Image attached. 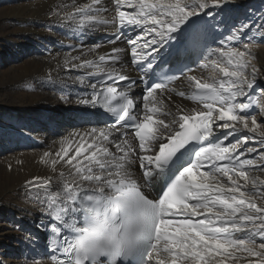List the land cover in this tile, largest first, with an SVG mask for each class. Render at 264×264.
I'll list each match as a JSON object with an SVG mask.
<instances>
[{"label": "snow or ice", "instance_id": "snow-or-ice-1", "mask_svg": "<svg viewBox=\"0 0 264 264\" xmlns=\"http://www.w3.org/2000/svg\"><path fill=\"white\" fill-rule=\"evenodd\" d=\"M227 3L85 0L53 9L81 38L103 27L114 47L68 53L54 69L81 86L77 103L109 115L97 121L104 127L74 131L54 155L42 154L55 181L26 182L29 193L43 190L35 193L47 213L38 225L48 234L43 264H264V87L252 51L257 36L264 43V14L233 26L215 48L214 27L193 20ZM158 57L160 68L174 62L191 95L170 88L175 75L143 79ZM190 63L208 75L190 74ZM138 79L140 103L129 94ZM173 93L199 107L170 106Z\"/></svg>", "mask_w": 264, "mask_h": 264}, {"label": "bare ground", "instance_id": "bare-ground-1", "mask_svg": "<svg viewBox=\"0 0 264 264\" xmlns=\"http://www.w3.org/2000/svg\"><path fill=\"white\" fill-rule=\"evenodd\" d=\"M261 1L228 0L223 8L213 10V16L193 17V20L200 25L213 26L216 40L210 46L223 47L220 39L234 30L233 26L241 17L244 18L245 12L249 13ZM74 2L83 3L85 0H0V213L12 219L14 225L10 231L0 230V241L14 236L27 246L30 252L24 253L19 264H31L33 258L41 260L42 264L48 261L42 246L43 233L37 227L47 222V213L41 210L43 205L35 198V193L43 190L33 189L29 193L25 186L35 177H52L55 181L57 173L40 162L42 154L50 151L54 155L60 147L59 142L74 131L105 126L97 123L100 118L96 108L77 103L78 95L83 92L81 86L67 80L63 70L54 71L57 62L68 53L76 55L95 44L101 45V54L114 47L102 41V36L111 34L103 27L81 38L65 26L67 21L61 23L52 15L58 5ZM174 41L170 42L173 46L178 44V39ZM259 42L255 38L252 51L256 66L261 69L257 83L264 87V50L259 48ZM171 51L168 46L160 49L167 59L171 58L168 55ZM159 63L161 59L158 57L153 68ZM192 65L190 74L208 75V71L199 69L197 63ZM126 67L130 75L138 77V73L132 71L135 65ZM49 73L51 80L48 79ZM61 77H65L64 84L60 82ZM170 88L191 95L183 77ZM132 91L136 92L137 86ZM62 96L71 102H66ZM140 97L135 96L137 103H140ZM166 102L170 106L179 104L186 111L199 107L187 96L182 98L175 93ZM46 112L54 114L48 116ZM224 131L217 130V135ZM249 146L260 147L255 141ZM61 166L57 165V169ZM1 253L0 260L11 264Z\"/></svg>", "mask_w": 264, "mask_h": 264}, {"label": "rangeland", "instance_id": "rangeland-1", "mask_svg": "<svg viewBox=\"0 0 264 264\" xmlns=\"http://www.w3.org/2000/svg\"><path fill=\"white\" fill-rule=\"evenodd\" d=\"M253 9H252L253 11L251 10L249 13L245 12L244 18L241 17V19H240L241 21L239 20L238 22H236L235 27H239V24L245 20L246 16L250 17V16H252L253 13H255V16L259 17L261 14H264V0L259 2V4L257 3V5H255V7ZM257 38L260 41V38L258 36L256 37V39ZM259 43H260L259 48L261 47V49L263 48V50H264V43H261V42H259ZM256 51H258V50H256ZM2 60L6 61V59L5 60L2 59ZM46 113L49 114L48 116H53V114H54V113L52 114V113H48V112H46ZM13 226L14 225L12 223V219H9L4 214L0 213V230H5L7 232V231H10L11 230L10 228L11 227L13 228ZM2 240L0 241V251L2 252L1 254L3 256L6 255L5 259L6 258L9 259V262H11V264H19V260L22 259V256L24 255V253L30 252V251H28L27 246L22 245L21 242L19 243V241L16 240L14 236L13 237L7 236L6 238H2Z\"/></svg>", "mask_w": 264, "mask_h": 264}]
</instances>
